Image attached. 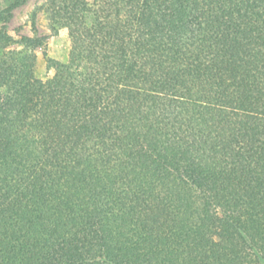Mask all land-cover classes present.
Returning <instances> with one entry per match:
<instances>
[{
    "label": "trees",
    "instance_id": "trees-1",
    "mask_svg": "<svg viewBox=\"0 0 264 264\" xmlns=\"http://www.w3.org/2000/svg\"><path fill=\"white\" fill-rule=\"evenodd\" d=\"M46 5L67 61L0 36V264H264V0Z\"/></svg>",
    "mask_w": 264,
    "mask_h": 264
},
{
    "label": "rangeland",
    "instance_id": "rangeland-1",
    "mask_svg": "<svg viewBox=\"0 0 264 264\" xmlns=\"http://www.w3.org/2000/svg\"><path fill=\"white\" fill-rule=\"evenodd\" d=\"M12 0H0V13L3 8L10 4ZM47 0H29L25 4L14 9L13 16L9 21H0V36L7 33L9 30L11 35L22 33L32 36L31 30V18L33 13H37V26L40 35L47 36L46 38V52L47 54L59 61H67L68 44L66 37L59 35H52L48 29L50 24L47 18L48 12L46 9ZM42 8V10L40 9ZM44 9V10H43ZM1 20V19H0ZM4 44L3 40H0V46ZM10 45V44H9ZM14 46V45H13ZM43 48L37 47L33 51L35 55V72L36 75L45 78L52 75V71L46 68V62L43 56Z\"/></svg>",
    "mask_w": 264,
    "mask_h": 264
}]
</instances>
